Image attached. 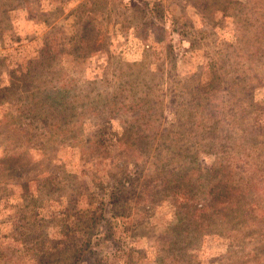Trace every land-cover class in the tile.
Wrapping results in <instances>:
<instances>
[{
	"label": "rangeland",
	"instance_id": "rangeland-1",
	"mask_svg": "<svg viewBox=\"0 0 264 264\" xmlns=\"http://www.w3.org/2000/svg\"><path fill=\"white\" fill-rule=\"evenodd\" d=\"M0 264H264V0H0Z\"/></svg>",
	"mask_w": 264,
	"mask_h": 264
},
{
	"label": "trees",
	"instance_id": "trees-1",
	"mask_svg": "<svg viewBox=\"0 0 264 264\" xmlns=\"http://www.w3.org/2000/svg\"><path fill=\"white\" fill-rule=\"evenodd\" d=\"M258 10H261V9L258 8ZM224 11H227V8L224 9ZM255 11H257V10H255ZM77 43H78V41L76 40L74 42V44H77ZM79 43H81V40ZM48 59L54 60L55 56L51 57V59L50 58H48ZM240 81H242V80L238 79V78H232L231 79L227 76L224 77V85H227V83H230V82L239 85ZM32 90L33 91L31 92V95L28 96L29 101L26 103V106H23L25 108L23 112H26L27 114H31V115H33V113L37 112L38 110L41 111L42 107H44V105H45V102L42 99L36 100V101H34V103H30L33 99H35V97H38V95L42 92L41 87H35ZM61 90H62V93H61ZM232 90H233V87L230 85V87L227 88L228 97L232 96V93L230 92ZM59 94H61L60 98L58 97ZM235 97H237V95ZM44 98H49V99L53 98L54 100L58 101V103H61L63 106H65L67 108V110H69V111L74 109V107L72 106L74 103L71 102L70 96H69L68 92L64 89V87H58V89H55L53 92H51L49 95H47ZM46 104H47V101H46ZM195 109H199V107L195 106ZM55 110H57V109H55ZM116 110H119V109H116ZM112 112L115 114L116 111H112ZM120 112H122V111H120ZM31 115H28V116H31ZM189 135H190V133L188 134V136ZM166 136H169V135H166ZM180 137H184V135L181 134ZM148 139H150V137H148ZM184 139H185L184 141H186L187 137H184ZM167 140L168 139L165 140L164 144H167V142H169ZM179 143L180 142L177 141L176 145H174V147L172 148L174 151L178 150V152L177 153L170 152L171 155L174 157L175 156L181 157V156L186 154V151L182 147H178ZM100 146H102V143H100ZM160 156H162V152L160 153ZM196 163H197V155H196L194 164H196ZM158 164L160 165V161L158 162ZM172 173H174V172H172ZM159 175H160V178H158L157 180L163 181L162 178H164V182L166 183V186H168V189L170 190L173 197L179 195V192L183 189H186V191L191 192L189 189H187L188 185L191 184V182H192V180L190 181L189 173L186 172L185 174L182 173L181 175L178 173L177 174L174 173L169 177V176H166L164 171H162L159 173ZM192 179H193V177H192ZM192 191H194V190L192 189ZM204 196H206V195H204ZM195 198H196L195 194H189V197L187 200L189 202H192L195 200ZM216 198H217L216 196H213L212 200H214Z\"/></svg>",
	"mask_w": 264,
	"mask_h": 264
}]
</instances>
